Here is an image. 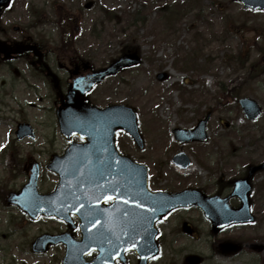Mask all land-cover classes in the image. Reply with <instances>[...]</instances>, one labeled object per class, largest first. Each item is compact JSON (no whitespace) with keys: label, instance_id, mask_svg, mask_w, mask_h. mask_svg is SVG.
I'll return each mask as SVG.
<instances>
[{"label":"rangeland","instance_id":"rangeland-1","mask_svg":"<svg viewBox=\"0 0 264 264\" xmlns=\"http://www.w3.org/2000/svg\"><path fill=\"white\" fill-rule=\"evenodd\" d=\"M47 1L50 0H15L12 8L16 11L15 16L6 15L5 26L10 31L9 25L20 22L28 7L37 9ZM60 1L65 8L58 6L57 11L60 14V8H63V17H71L75 47L81 57L112 60L125 51L130 37H137L142 65L106 82L92 99L99 106L117 103L136 112L145 146L140 149L123 134L118 140V148L149 167L152 187L159 185L168 189L175 186L182 190L188 186L214 194L219 176L223 181L234 180L246 171L247 164L264 162V116L249 122L234 103V94L238 92L240 98H252L264 108V68L258 67L264 37L256 34L257 29L264 30V16L244 12L232 0H200L203 7L191 9L176 23L175 29H171L165 7L180 0ZM88 3L92 5L86 8ZM104 9L117 13L121 25L113 20L102 26ZM135 14L140 15L129 18ZM50 35L59 42V30L51 31ZM198 54V67L184 70V61ZM97 63L91 64L99 68ZM203 67L208 71H201ZM163 72L169 77L161 82L157 76ZM2 76H6L5 72H0ZM175 84H180L185 91L175 88ZM49 94V90L41 89L39 96L19 85L14 99L8 100L13 112L4 111L1 115L0 105V181L10 179L11 165L19 164L21 169L31 160H37L42 165L41 191L49 192L54 188L57 179L47 170V165L53 155L65 152L68 143L58 130L54 105L49 97L46 98ZM33 103L35 107L30 105ZM209 111L213 112L208 125L209 141L178 144L173 130L194 128ZM23 121L35 126L40 137L37 142H12V130ZM8 144L10 151L3 149ZM39 150L42 152L38 153ZM179 151L191 157L193 169L178 172L172 158ZM201 164L217 169V174L211 176ZM158 173L162 179H157ZM156 181L160 184L156 185ZM24 182L23 178L9 181L10 190L19 189ZM263 182L264 173L253 179V185ZM252 204L257 218L253 225L234 227L218 235L212 234L210 223L201 213L174 214L159 226L161 252L150 264H187L190 256L201 257V264H264V251L245 248L237 254H223L217 249L220 240L239 237H257L260 241L255 243L264 245V197H257ZM183 220L193 224L196 238L182 233ZM26 221L18 209L0 203V233L9 228L11 231L24 229L31 239L39 231L61 230L58 229L61 226L50 220L31 225L25 224ZM2 246L0 264L12 261L18 264L13 257L27 264H47V259L51 258L53 264H61L63 256L62 248L36 257L30 248L25 255L20 254L15 250V241L9 249L5 248V241ZM129 264H138L135 255L131 256Z\"/></svg>","mask_w":264,"mask_h":264},{"label":"water","instance_id":"water-1","mask_svg":"<svg viewBox=\"0 0 264 264\" xmlns=\"http://www.w3.org/2000/svg\"><path fill=\"white\" fill-rule=\"evenodd\" d=\"M242 1L246 4L247 7H259L253 6L250 4L249 0H237ZM253 1H262L260 7L264 8V0H253ZM9 0H2L1 5H5ZM139 63V59L136 56L124 57L119 61L114 63L108 70L103 73H100L90 79L91 88L93 84L99 83L105 77L113 75L120 71L122 68L133 66ZM165 76H159V79H164ZM77 88V87H75ZM75 89L70 95V104L67 105V112L69 113L68 117L71 115H83L80 119V122L71 121L65 118L64 113H59V119L62 126V132L66 134L69 130H72L73 133H78L85 139L88 143L81 146L79 151L83 155L92 154L99 155L102 152L108 153L110 158L116 155L114 147V137L115 132L118 129L126 128L132 134H135V117L134 114L124 108H112L107 110H99L95 107H89L79 98L76 97ZM247 117L251 120L257 119L262 110L259 105L250 99H243L240 101ZM119 117L120 124L113 123L114 118ZM71 122V127H69V122ZM84 122L85 126L82 128L80 123ZM128 122V124L126 123ZM132 123V125L130 124ZM202 125H205L202 124ZM19 137L20 139L25 136H32L31 129L29 125H21L19 127ZM179 139L181 142L192 141V140H203L207 141V136L205 133L204 126L200 127V134L185 138L183 133H178ZM76 154H69V158H73ZM183 156V155H182ZM88 157V156H86ZM121 162V180H120V190L121 195L120 199L125 200V209L123 210L122 219L120 222V230L118 231V218L114 219L115 226L112 229L111 226L107 228L106 233L103 237V248L101 249V255L99 257V264H103L106 261L109 264H114V259L120 258L123 263H127L125 259V253L129 250H135L141 256V264H147L148 260L158 253V248L155 243V236L157 231L155 229V223L163 215L168 213L171 209L177 208L179 206H189L191 204H197L202 207L207 212V217L211 220L213 225V232L218 233L224 227H227L231 224L236 223H246L254 221V218L250 214V205H249V192L251 187L248 183V179L242 182L237 183L236 195L241 198L243 201V208L238 211H231L227 205V200L223 202H215L214 199H208L205 196H202V199H197L193 196V192H186L183 194L170 196L167 194L161 195H151L147 190V175L145 167L136 165L128 159H120ZM182 164H179L181 167L186 168L189 166L183 164V160H179ZM58 164H52L51 169L57 173H60L63 186H70L75 181L84 182L88 175L85 168H73V169H59ZM264 169V165L260 167H254L250 169V175H253L258 170ZM36 173V175H35ZM31 183H36L37 181V169L34 171V177L32 178ZM59 192L48 196L45 199V203L42 200L41 207L32 209L28 206L30 202H19V205L31 215L37 213V215L44 214L45 216H57L60 218H66L65 215L68 213L66 207L63 205L70 204L68 201H61L57 199ZM157 203V207L154 208L153 204ZM223 203V204H222ZM85 201L77 202L74 211L81 218L85 219L84 207ZM140 205H144L141 207ZM82 216H81V214ZM189 232V230H186ZM84 233V243L83 246H88L90 244V237L88 232V227L86 222L83 225ZM91 235V233H90ZM56 242H41V244H36L35 251L43 252L46 250L49 243H58ZM135 245L136 247H133ZM255 249H262L259 246H253ZM220 249L224 253H235L241 249V246L234 244H223L220 246ZM88 251V250H87ZM115 253V255H113ZM199 258H192L189 260L190 264H198Z\"/></svg>","mask_w":264,"mask_h":264},{"label":"flooded vegetation","instance_id":"flooded-vegetation-1","mask_svg":"<svg viewBox=\"0 0 264 264\" xmlns=\"http://www.w3.org/2000/svg\"><path fill=\"white\" fill-rule=\"evenodd\" d=\"M52 6H47L48 15L55 14ZM253 13L264 16L263 11ZM11 14L14 15L15 13L11 12ZM47 14H45L44 11H39V13H25L22 18L26 22L22 23L21 28H13L14 34L19 36L18 38H15L13 33L0 31V40L4 42L5 46L3 47L7 50V52H3L4 48L0 51V71L6 72L9 77H12L14 73H20V75L16 77V82L13 80H11V82L5 80L1 81L0 94H4V97L0 99H4L5 103H7L6 100L8 101V99L13 98L15 92L14 83L17 84L20 82L51 88L55 94L56 101L61 102L76 78L85 76L93 71L92 66L87 62V58H81L75 49L66 48L64 43L60 48L49 47L47 43V38L49 36L45 35L47 33V28H51V25H60L62 17L53 16L51 18V16H47ZM58 18V22L51 21V19L56 20ZM29 19H32V22L29 23ZM46 25L49 26L45 28ZM261 34L263 33L260 31L257 32V35L261 36ZM31 45H35L37 49L27 48V46ZM1 100L0 102L3 103ZM23 179L26 180L25 178ZM5 183H0V199H4L7 195L9 196V194L12 193V190L9 191V188H5ZM155 184L157 185L158 183ZM155 189L162 190L165 188L162 186L159 187L158 185L155 186ZM107 205L110 204L107 203ZM39 222H43V220L31 221L27 218V225ZM9 229L5 233H0V250L3 248V241L9 244L15 237L18 238V246L24 250L25 246L29 245L27 231L21 229L11 231ZM53 232V235L62 233L61 230H55ZM69 232L76 238V228ZM9 264L16 263L12 261ZM21 264L26 263L21 262Z\"/></svg>","mask_w":264,"mask_h":264},{"label":"snow or ice","instance_id":"snow-or-ice-1","mask_svg":"<svg viewBox=\"0 0 264 264\" xmlns=\"http://www.w3.org/2000/svg\"><path fill=\"white\" fill-rule=\"evenodd\" d=\"M141 207H144V205H140ZM133 247H136L135 245H133Z\"/></svg>","mask_w":264,"mask_h":264},{"label":"bare ground","instance_id":"bare-ground-1","mask_svg":"<svg viewBox=\"0 0 264 264\" xmlns=\"http://www.w3.org/2000/svg\"><path fill=\"white\" fill-rule=\"evenodd\" d=\"M168 116V115H167ZM193 168V167H192Z\"/></svg>","mask_w":264,"mask_h":264}]
</instances>
